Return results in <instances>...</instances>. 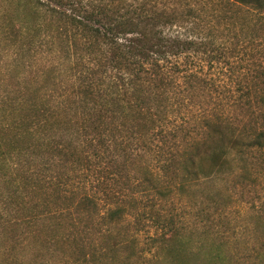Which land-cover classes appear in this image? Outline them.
Masks as SVG:
<instances>
[{"label": "trees", "instance_id": "trees-1", "mask_svg": "<svg viewBox=\"0 0 264 264\" xmlns=\"http://www.w3.org/2000/svg\"><path fill=\"white\" fill-rule=\"evenodd\" d=\"M26 9L27 48L55 39L62 55L0 77V264L39 247L69 248L50 264H186L192 238V254L209 246L204 264H264V0H18ZM43 16L54 27L41 37ZM218 180L248 218L228 217L218 189L178 216L174 197ZM138 193L153 195L146 253L124 226Z\"/></svg>", "mask_w": 264, "mask_h": 264}, {"label": "rangeland", "instance_id": "rangeland-1", "mask_svg": "<svg viewBox=\"0 0 264 264\" xmlns=\"http://www.w3.org/2000/svg\"><path fill=\"white\" fill-rule=\"evenodd\" d=\"M18 0H0V77L1 76H19V77H30L36 73H41L45 69H52L55 67V63L58 61V56L62 55L56 53L55 48L61 45L58 40L53 41V43L48 47L44 46V50L48 49L53 51L52 54H47L45 51H41V54H36L32 49L27 48L26 38L22 33V30L19 29V21H22L25 18V15L31 19L33 17L31 12L26 9L23 14L17 10ZM43 15V12L40 11ZM26 13V14H25ZM25 14V15H24ZM44 20V16L41 18ZM52 20V19H51ZM50 18H45L42 25V32L40 33L41 37H44L45 34H49V30L54 27L48 24ZM59 37L63 44L67 43L69 38L60 36L58 33H54ZM48 52V51H47ZM46 53V54H45ZM54 66V67H52ZM61 70L58 69V72ZM47 72V71H45ZM55 165V163H53ZM228 183L226 180L215 181V187H212L207 182H199L198 184L191 186L190 188L185 189L184 192L179 193L176 197L173 198L174 208L179 217H184L186 220L190 221L192 217L191 210L188 209L187 212L183 211V204L188 203V197H196L197 199L206 192H214L218 189L219 200L226 206L227 211L229 212L228 217H249V214H246L244 207L235 203L233 200H230V192L228 188ZM152 194H141L136 195V209L133 208L130 212V215L125 218L124 226L128 229L131 235L134 236V241L137 244L136 249L146 253L148 251L149 243L151 237L156 233V227L150 222L147 217H140L141 211H147L146 204L152 200ZM131 200L130 197L127 198V201ZM135 200V199H134ZM159 200V199H158ZM155 200L152 203L158 206L164 207L171 206L169 201L163 203L162 200ZM156 207V206H155ZM18 231L15 232L17 234ZM1 235V234H0ZM195 238L190 239V243L187 246V250L192 251L193 253L198 250L194 247ZM209 246L206 244L202 251L204 252L201 255H195L188 253L184 258L186 264H204L206 261ZM70 250L68 247H55V248H36L33 252H24L22 264H50L51 261H56L63 254L69 255ZM19 254V253H18ZM167 264V263H160Z\"/></svg>", "mask_w": 264, "mask_h": 264}]
</instances>
